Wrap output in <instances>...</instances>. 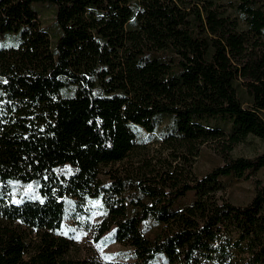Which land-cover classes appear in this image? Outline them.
Instances as JSON below:
<instances>
[{"label": "trees", "instance_id": "16d2710c", "mask_svg": "<svg viewBox=\"0 0 264 264\" xmlns=\"http://www.w3.org/2000/svg\"><path fill=\"white\" fill-rule=\"evenodd\" d=\"M39 3L55 6V39ZM10 34L0 264H264V151L203 176L173 167L151 179L120 165L139 146L135 127L153 132L162 118L176 151L264 140V0H0V38ZM260 170L246 204L218 196L225 178ZM13 182L36 195L14 200ZM94 199L105 212L96 239L113 229L133 261L71 256L69 211L87 217Z\"/></svg>", "mask_w": 264, "mask_h": 264}, {"label": "rangeland", "instance_id": "374dc122", "mask_svg": "<svg viewBox=\"0 0 264 264\" xmlns=\"http://www.w3.org/2000/svg\"><path fill=\"white\" fill-rule=\"evenodd\" d=\"M42 26L47 29L53 39L56 38L57 27L54 22L55 6L51 3H39L36 5ZM17 43V36L10 34L0 38V46H9ZM246 106V104H244ZM223 123V122H222ZM214 124V122L212 123ZM223 125V124H222ZM139 146L120 165L133 171L141 170L147 173L151 179L160 178L166 170L179 169L190 170L197 176H203L216 165L222 164L225 157L253 158L264 151V140L248 136L246 139L231 144L226 138L210 140L196 145V153L188 150H179L166 143L164 136L170 132L169 120L162 118L155 131L148 132L141 127H135ZM179 157V159H176ZM119 165V164H118ZM248 177H228L227 188L218 196L226 198L234 204H246L254 195V177L263 176V171L252 173L247 171ZM13 197L19 201L23 197H34L36 185L13 182ZM188 199L193 198L189 195ZM89 214L87 217L73 218L71 212L67 216L63 233L72 240L71 256L73 258H95L101 261H133L134 251L129 245H124L115 240L113 229L96 239L97 226L104 217V210L97 199L90 200ZM154 264H168L160 255Z\"/></svg>", "mask_w": 264, "mask_h": 264}]
</instances>
